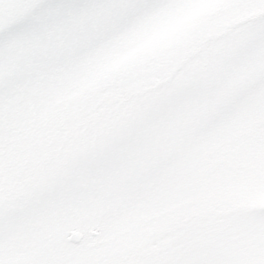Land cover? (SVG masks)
Masks as SVG:
<instances>
[{"label": "snow or ice", "instance_id": "obj_1", "mask_svg": "<svg viewBox=\"0 0 264 264\" xmlns=\"http://www.w3.org/2000/svg\"><path fill=\"white\" fill-rule=\"evenodd\" d=\"M0 264H264V0H0Z\"/></svg>", "mask_w": 264, "mask_h": 264}]
</instances>
